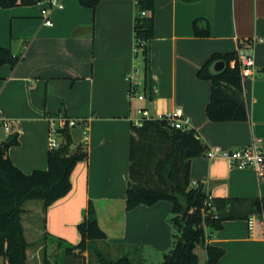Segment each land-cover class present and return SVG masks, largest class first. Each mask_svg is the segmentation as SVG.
<instances>
[{
  "label": "crops",
  "instance_id": "1",
  "mask_svg": "<svg viewBox=\"0 0 264 264\" xmlns=\"http://www.w3.org/2000/svg\"><path fill=\"white\" fill-rule=\"evenodd\" d=\"M135 2L101 0L91 8L62 0L63 7L51 13L52 25L43 23L46 0L0 8V46L20 55L16 66L0 68V111L9 121L8 129L0 126V144L17 140L7 150L12 162L25 173L48 168L51 115L89 124L87 157L71 174L70 192L47 207L42 200L24 204L27 264H43L48 243L78 244V224L90 215V204L107 235L100 242L113 259L127 255L133 264H160L172 249L171 201L126 208L132 124L144 118L141 110L153 118L181 110L207 150L238 149L255 138L264 143V0H155L146 64L134 37ZM196 19L207 34H196ZM254 38L259 40L250 44ZM242 52L261 69L242 79L248 119L211 121L206 109L212 82L199 72L214 54ZM135 68L142 70L137 95L143 99L129 95L128 74ZM69 130L79 143L81 128ZM190 180L213 198L264 201V174L231 168L219 156L194 157ZM207 243L224 249L217 264H264V207L262 218L253 214L207 229ZM197 251L206 264V251Z\"/></svg>",
  "mask_w": 264,
  "mask_h": 264
},
{
  "label": "trees",
  "instance_id": "2",
  "mask_svg": "<svg viewBox=\"0 0 264 264\" xmlns=\"http://www.w3.org/2000/svg\"><path fill=\"white\" fill-rule=\"evenodd\" d=\"M42 0H0V8L19 5H35ZM101 0H79L86 7L95 8ZM134 37L136 48L143 61L148 60V42L154 37L155 0H135ZM193 2L196 0H183ZM145 12V14H143ZM197 35L207 34L199 30ZM236 53L214 54L200 70V76L212 82L211 99L207 116L211 121H243L248 119V109L239 66L229 63L237 58ZM227 62L225 70L212 74L209 66L215 60ZM20 61L10 48L0 46V68L12 67ZM64 143L48 153V168L25 173L8 156L7 150L17 144L11 139L0 144V256L6 264H27L30 246L22 222L24 204L29 200H42L44 206L66 196L71 188V174L77 163L87 157V149L81 143L74 144L69 128L62 131ZM206 145L194 129H179L171 126L166 118H142L140 124H132L130 139V166L126 208L132 210L140 204L154 205L161 200L173 203L170 223L176 233L171 250L165 253L160 264H200L198 248L206 251V264H217L224 249L207 243V229L218 230L226 220L249 219L253 214L262 218L264 201L253 198H214L213 212L204 214L207 195L200 184L191 186L190 166L194 157L204 155ZM175 190L172 191V187ZM208 210V209H207ZM89 214L78 224L82 239L67 247V255L77 254L90 247L100 264H133L123 255L109 259L98 247L106 242L107 235L100 228L94 209L90 204ZM43 264H54L44 257Z\"/></svg>",
  "mask_w": 264,
  "mask_h": 264
},
{
  "label": "built area",
  "instance_id": "3",
  "mask_svg": "<svg viewBox=\"0 0 264 264\" xmlns=\"http://www.w3.org/2000/svg\"><path fill=\"white\" fill-rule=\"evenodd\" d=\"M47 6L42 10L43 23L45 25H52L51 13L54 9L62 8V0H46ZM145 14V12H143ZM259 40V38H254L250 40V44ZM231 68H236L239 66L240 75L244 77H253L259 74L261 69L256 67L254 58L252 55L247 53H239L237 58H234L229 63ZM142 70L140 68H135L130 74H128V79L130 80L131 87L129 89V95L131 97L138 96L140 99L144 98L143 94H138L137 91L142 84L140 80V75ZM142 115L145 118H153L149 115L146 109L141 110ZM181 110H176L170 112L163 116L166 118L171 126L179 129L187 128L182 120ZM162 117V118H163ZM49 122V146L51 149L60 147L64 143V136L62 131L66 128L80 127L82 130L81 140L79 143L86 146L89 141V124L86 119H76L65 114L51 115L48 117ZM0 126L9 128V121L0 111ZM205 155L208 158L222 157L227 160L229 167L237 169H254L260 174H264V143L261 138H255L252 142L246 146L240 147L238 149H223L219 146L209 148ZM213 200L211 195H207L205 205L206 210L204 214L213 212ZM208 209V210H207ZM252 226V220H251Z\"/></svg>",
  "mask_w": 264,
  "mask_h": 264
},
{
  "label": "rangeland",
  "instance_id": "4",
  "mask_svg": "<svg viewBox=\"0 0 264 264\" xmlns=\"http://www.w3.org/2000/svg\"><path fill=\"white\" fill-rule=\"evenodd\" d=\"M2 128H0L1 130ZM39 201V200H32ZM54 238V237H53ZM71 243L68 241H62L61 247H57V243H48L46 249L42 250V260L44 257H48L54 264H100L99 259L90 247L88 250L80 251L77 254L67 255L66 249ZM98 247L105 253L109 259H113L111 250L104 246L100 241L98 242ZM0 259L2 257L0 256ZM1 261V260H0Z\"/></svg>",
  "mask_w": 264,
  "mask_h": 264
},
{
  "label": "water",
  "instance_id": "5",
  "mask_svg": "<svg viewBox=\"0 0 264 264\" xmlns=\"http://www.w3.org/2000/svg\"><path fill=\"white\" fill-rule=\"evenodd\" d=\"M226 66H227V62L225 60L218 59V60H215L213 63H211V65L209 66V71L212 74H218V73L223 72ZM174 190H175V187L173 186L172 191Z\"/></svg>",
  "mask_w": 264,
  "mask_h": 264
}]
</instances>
